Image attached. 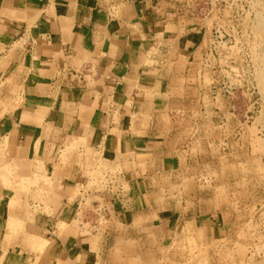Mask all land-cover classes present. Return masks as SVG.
<instances>
[{
    "label": "crops",
    "instance_id": "0c3cea01",
    "mask_svg": "<svg viewBox=\"0 0 264 264\" xmlns=\"http://www.w3.org/2000/svg\"><path fill=\"white\" fill-rule=\"evenodd\" d=\"M174 5L0 0V168L13 165L19 179L48 181L40 203L16 194L0 170V264H97L152 214L167 233L172 222L154 209L150 181L176 171L186 142L173 119L182 105L179 81L202 44L198 26L184 25ZM100 161L130 170L119 175L126 194L121 181H110L116 188L104 195V213L111 232L95 244L72 225L81 198L71 195ZM10 218L23 225L18 235L8 231Z\"/></svg>",
    "mask_w": 264,
    "mask_h": 264
},
{
    "label": "rangeland",
    "instance_id": "374dc122",
    "mask_svg": "<svg viewBox=\"0 0 264 264\" xmlns=\"http://www.w3.org/2000/svg\"><path fill=\"white\" fill-rule=\"evenodd\" d=\"M174 1L176 18L197 25L202 44L200 59L179 81L182 105L173 119L186 142L176 171L150 181L154 209L172 223L164 236L158 223L152 224L159 221L155 214L137 222V235L117 241L97 264H264V0ZM221 79L232 88L230 97L210 94V84ZM138 164L147 170L144 160ZM15 168H0L5 183L16 194L45 203L47 179H19ZM129 170L126 163L100 161L91 167L87 185H77L71 195L81 198L72 225L95 244L111 232L104 207V195L116 188L110 181H121L126 194L128 185L119 175ZM8 226L12 235L23 231L12 218ZM118 227L132 236L130 228ZM36 243L42 248L46 241Z\"/></svg>",
    "mask_w": 264,
    "mask_h": 264
},
{
    "label": "built area",
    "instance_id": "2783aa9c",
    "mask_svg": "<svg viewBox=\"0 0 264 264\" xmlns=\"http://www.w3.org/2000/svg\"><path fill=\"white\" fill-rule=\"evenodd\" d=\"M202 62H203V65L206 67L208 66V58L207 57H204L202 58ZM207 68V67H206ZM224 78V77H222ZM222 81H217V82H213L210 84L209 86V92L210 94L213 96V95H221V96H224V97H230L231 96V93H232V88H230L228 85H227V81L221 79ZM254 88L252 89V91L250 92V95L252 96V98H254V101L252 102V105L255 106V109L258 108V98L254 95ZM214 97V96H213ZM100 210V209H99ZM101 212L104 213V208L101 209Z\"/></svg>",
    "mask_w": 264,
    "mask_h": 264
},
{
    "label": "bare ground",
    "instance_id": "6f19581e",
    "mask_svg": "<svg viewBox=\"0 0 264 264\" xmlns=\"http://www.w3.org/2000/svg\"><path fill=\"white\" fill-rule=\"evenodd\" d=\"M42 241V240H41Z\"/></svg>",
    "mask_w": 264,
    "mask_h": 264
}]
</instances>
